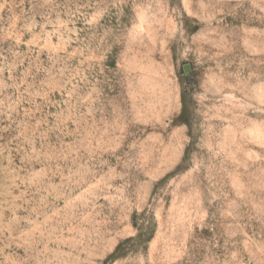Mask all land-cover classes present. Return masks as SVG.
Returning <instances> with one entry per match:
<instances>
[{
	"label": "rangeland",
	"instance_id": "rangeland-1",
	"mask_svg": "<svg viewBox=\"0 0 264 264\" xmlns=\"http://www.w3.org/2000/svg\"><path fill=\"white\" fill-rule=\"evenodd\" d=\"M0 264H264V0H0Z\"/></svg>",
	"mask_w": 264,
	"mask_h": 264
}]
</instances>
